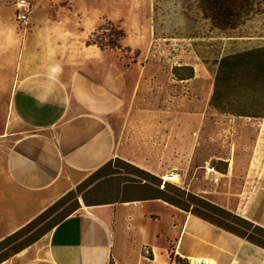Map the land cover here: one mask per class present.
<instances>
[{
  "label": "crops",
  "instance_id": "0c3cea01",
  "mask_svg": "<svg viewBox=\"0 0 264 264\" xmlns=\"http://www.w3.org/2000/svg\"><path fill=\"white\" fill-rule=\"evenodd\" d=\"M6 17H0L3 27L10 23L17 32L16 17V24ZM43 18L35 27L41 34L65 23L47 14ZM92 31L85 26L56 47L33 37L23 47L22 42L10 47L18 68L11 76L10 118L0 135L5 148L0 179L8 188L65 193L116 157L164 177L172 175L165 167L175 169L178 158L186 165L192 156L187 144L178 151L184 126L175 110L160 109L166 118L148 120L146 126L140 117L148 109H129L128 101L140 99L143 76L133 85L127 70L102 49L83 45L79 37ZM5 50L0 42V60ZM239 207L235 213L264 226L259 197L247 211L242 203ZM191 257L264 264V247L163 199H146L82 207L0 264H185Z\"/></svg>",
  "mask_w": 264,
  "mask_h": 264
},
{
  "label": "rangeland",
  "instance_id": "374dc122",
  "mask_svg": "<svg viewBox=\"0 0 264 264\" xmlns=\"http://www.w3.org/2000/svg\"><path fill=\"white\" fill-rule=\"evenodd\" d=\"M29 1L32 11L26 24L20 23L18 31L11 35L10 23L0 28L1 46L6 48L4 59L0 60V135L5 133L10 118L11 76L18 68L15 51H10V47L20 42L23 47L29 37L56 47L72 38V32L81 34L89 26L93 28L89 37H79L83 45L102 49L118 67L127 70L133 85L143 76L140 99L128 101L129 109H148L149 113L140 117L146 126L148 120L166 118L159 113L160 109L175 110L182 121L184 131H178V151L187 144L192 156L186 165L180 163V160L184 162L183 158H178L175 169L165 167V174L172 175L154 174L232 212L241 203L247 211L256 197L264 201V115L237 116L220 112L210 104L221 56L264 42V0H246L239 27L233 31L221 30L205 18L197 0ZM16 3L17 0H0V17L7 16V20L16 24ZM45 14L51 20L65 23L41 34L35 27ZM17 54L19 58L21 50ZM4 149L0 147V158ZM116 158L106 171L84 174L65 193L47 191L36 195L14 186L8 188L9 184L0 179V241L23 228L0 247V255L6 252L10 255L40 236L76 205L77 200L80 208L90 206L84 197L89 203L143 197L146 189L123 184L128 170ZM208 166L215 167L220 174H208ZM70 191L51 212L30 223ZM193 206L202 208L196 203ZM215 215L240 231L264 240L263 235L245 229L240 222Z\"/></svg>",
  "mask_w": 264,
  "mask_h": 264
},
{
  "label": "trees",
  "instance_id": "16d2710c",
  "mask_svg": "<svg viewBox=\"0 0 264 264\" xmlns=\"http://www.w3.org/2000/svg\"><path fill=\"white\" fill-rule=\"evenodd\" d=\"M197 3L205 18L210 19L212 23L224 31H233L239 27V19L242 17L243 10L246 7V0H197ZM210 104L220 112L230 113L237 116L262 117L264 115L263 41L255 47L233 51L221 56L214 81V89ZM111 161L112 159L97 169L95 173L106 171L108 167L111 166ZM116 161L123 164L128 170V176H126L123 180L124 185H132L134 187L146 189V194L143 197L121 201L163 199L170 204L180 207L186 211H191L192 213L209 220L228 231L238 234L257 245L264 247V240L257 238L255 235H248L246 232L240 231L231 224L220 220L215 214L240 222L245 229L252 230L253 232L263 236L264 226L255 224L249 219L244 218L204 198L203 196L197 195L192 191L172 184L169 180H165L153 172L143 169L129 161L121 158H116ZM163 179L165 181H163ZM70 193H72V191L64 195L54 205L47 208L30 223L47 215L53 210V208H55L57 203L69 196ZM84 201L88 205L116 202L109 201L89 203L86 197H84ZM193 203H196L202 208L192 207ZM80 207L81 205L77 200L76 205L71 207V209L60 220L50 226L48 230L40 236L31 240L28 244L16 248L10 255L9 252L0 255V263L33 244L47 231L53 229L60 221L77 211ZM22 229L23 228L1 240L0 247L8 240L17 236Z\"/></svg>",
  "mask_w": 264,
  "mask_h": 264
},
{
  "label": "built area",
  "instance_id": "2783aa9c",
  "mask_svg": "<svg viewBox=\"0 0 264 264\" xmlns=\"http://www.w3.org/2000/svg\"><path fill=\"white\" fill-rule=\"evenodd\" d=\"M16 20L21 24H26L32 11V4L29 0H17ZM208 174H220L215 167L208 166ZM219 180V177H215V181ZM185 264H216L215 261L207 257H191L184 260ZM171 264H178L176 261Z\"/></svg>",
  "mask_w": 264,
  "mask_h": 264
},
{
  "label": "clouds",
  "instance_id": "9594fccd",
  "mask_svg": "<svg viewBox=\"0 0 264 264\" xmlns=\"http://www.w3.org/2000/svg\"><path fill=\"white\" fill-rule=\"evenodd\" d=\"M2 27H3V23L0 22V28H2ZM13 32H14V29L9 28V35H11ZM65 35H71V33H66ZM54 70H55V71H59V70H60V69H59V66H57L56 69H54Z\"/></svg>",
  "mask_w": 264,
  "mask_h": 264
},
{
  "label": "snow or ice",
  "instance_id": "6c2138e0",
  "mask_svg": "<svg viewBox=\"0 0 264 264\" xmlns=\"http://www.w3.org/2000/svg\"><path fill=\"white\" fill-rule=\"evenodd\" d=\"M173 179H175V177H173Z\"/></svg>",
  "mask_w": 264,
  "mask_h": 264
}]
</instances>
